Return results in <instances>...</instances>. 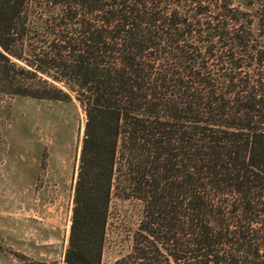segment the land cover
<instances>
[{
	"label": "trees",
	"instance_id": "16d2710c",
	"mask_svg": "<svg viewBox=\"0 0 264 264\" xmlns=\"http://www.w3.org/2000/svg\"><path fill=\"white\" fill-rule=\"evenodd\" d=\"M243 4L0 0L2 88L86 116L63 264L101 263L113 196L142 201L155 264H264V0Z\"/></svg>",
	"mask_w": 264,
	"mask_h": 264
},
{
	"label": "rangeland",
	"instance_id": "374dc122",
	"mask_svg": "<svg viewBox=\"0 0 264 264\" xmlns=\"http://www.w3.org/2000/svg\"><path fill=\"white\" fill-rule=\"evenodd\" d=\"M247 1L234 3L245 8ZM4 89L0 85V264H63L85 113L75 100ZM115 175L117 185L123 176ZM142 215L141 200L113 196L100 264H155V234L147 233L155 224L145 228Z\"/></svg>",
	"mask_w": 264,
	"mask_h": 264
}]
</instances>
